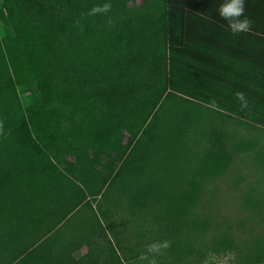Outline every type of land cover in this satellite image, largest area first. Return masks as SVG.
Masks as SVG:
<instances>
[{
  "label": "trees",
  "instance_id": "1",
  "mask_svg": "<svg viewBox=\"0 0 264 264\" xmlns=\"http://www.w3.org/2000/svg\"><path fill=\"white\" fill-rule=\"evenodd\" d=\"M164 2L0 0V264H125L112 243L101 256L100 241L110 238L99 216L112 222L97 204L106 189L120 184L130 199L120 207L148 203L150 217L177 232L201 182L229 165V133L214 120L264 127V0H245L251 29L235 35L217 15L222 0ZM105 3L109 11H93ZM12 50L27 71L25 90L37 91L27 101ZM186 135L197 150L200 140L207 146L190 178L173 187L168 176L180 178L171 161ZM78 208L91 211L90 238L54 243ZM214 243L233 249L228 234ZM240 263L264 264V245L254 243Z\"/></svg>",
  "mask_w": 264,
  "mask_h": 264
},
{
  "label": "rangeland",
  "instance_id": "2",
  "mask_svg": "<svg viewBox=\"0 0 264 264\" xmlns=\"http://www.w3.org/2000/svg\"><path fill=\"white\" fill-rule=\"evenodd\" d=\"M164 1L158 0L161 8ZM2 33L0 28V35ZM7 56L20 96L25 97L27 101L28 96L37 95V91L33 86H30L33 93L25 90L27 71L23 59L17 50L7 52ZM214 125L229 133V138L225 140V148L230 156L229 165L222 173L212 175L201 182V197L197 198L194 207L182 218L179 230L174 233L166 231V226L171 224L170 220H162L165 225H161L157 217L156 222L159 224L156 223L150 217L148 203L143 209L135 211L120 207L126 206L130 199L128 195L124 198L123 194L129 192H122V186L117 183L116 187L106 189L102 197L97 199L99 210L106 211L107 219L112 220L107 224L110 241L105 238V243H101L103 249L101 256L106 255L105 246L112 243L125 264H241L244 254L254 243L264 245V127L250 125L243 120L227 116L217 117ZM161 139L163 140L159 142L161 147L163 146L162 151L165 152L164 133ZM241 139L251 140L255 146L242 151L232 148V144ZM194 145L195 139L186 135L182 150L174 153L171 162L178 170L176 177L180 179H175L173 175L168 176L173 187L180 181L181 183L187 181L190 172H194L195 166L202 161L201 151L207 146V142L204 139L200 140L198 150ZM258 152L261 155H258ZM168 161L170 162V159ZM149 171L148 167L147 175ZM163 178H166L165 174ZM144 179L145 177L138 179L134 188H141ZM247 196L250 197V201L244 203ZM89 210L88 208L87 212H91ZM99 219L105 226L107 220L100 216ZM88 220L92 219L86 217V222ZM86 224L82 223L77 230L76 225L66 221L60 230L66 232L63 228H69L68 232L76 237L74 240L80 241L89 236ZM223 234L231 236L232 250H215L214 240ZM116 237L119 238V242ZM172 243H178L179 249L189 245L190 250L173 253L170 249ZM86 251L87 246L84 245L74 254L79 256Z\"/></svg>",
  "mask_w": 264,
  "mask_h": 264
},
{
  "label": "clouds",
  "instance_id": "3",
  "mask_svg": "<svg viewBox=\"0 0 264 264\" xmlns=\"http://www.w3.org/2000/svg\"><path fill=\"white\" fill-rule=\"evenodd\" d=\"M110 4L105 3L102 7L94 8V12H107ZM217 15L223 19L232 34L248 32L252 21L245 14V0H222L216 9Z\"/></svg>",
  "mask_w": 264,
  "mask_h": 264
},
{
  "label": "crops",
  "instance_id": "4",
  "mask_svg": "<svg viewBox=\"0 0 264 264\" xmlns=\"http://www.w3.org/2000/svg\"><path fill=\"white\" fill-rule=\"evenodd\" d=\"M88 209L85 208H78L76 211L70 213L60 224L59 226L56 228V230H59V234H57L56 236H58V238L54 241V243H79V240H74L75 235L70 233V231L68 232L69 228H63L66 232H64L63 230L61 231L60 228H62V225L66 222L69 221L71 224L76 225L77 226V230L80 228V225H82V223H87L88 226L90 225L89 223L91 221H87L86 222V218L85 216L91 214V212H87ZM90 211V210H89ZM76 216V218H72V216ZM71 220V221H70ZM94 222V221H93ZM86 224V225H87ZM103 227H105L106 231H107V227L106 224L104 226V224H102ZM101 235L100 232H98ZM109 235V234H108ZM93 238L95 237L94 235H92ZM71 238V239H70ZM76 238V237H75ZM110 238V236H109ZM100 243H105L103 240L100 241Z\"/></svg>",
  "mask_w": 264,
  "mask_h": 264
}]
</instances>
